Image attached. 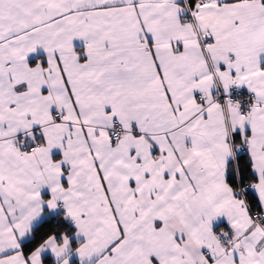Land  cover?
Wrapping results in <instances>:
<instances>
[{"label":"snow or ice","instance_id":"6c2138e0","mask_svg":"<svg viewBox=\"0 0 264 264\" xmlns=\"http://www.w3.org/2000/svg\"><path fill=\"white\" fill-rule=\"evenodd\" d=\"M0 264H264V0H0Z\"/></svg>","mask_w":264,"mask_h":264}]
</instances>
